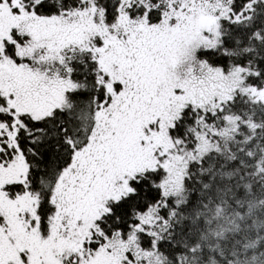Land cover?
I'll list each match as a JSON object with an SVG mask.
<instances>
[{
    "label": "snow or ice",
    "instance_id": "obj_1",
    "mask_svg": "<svg viewBox=\"0 0 264 264\" xmlns=\"http://www.w3.org/2000/svg\"><path fill=\"white\" fill-rule=\"evenodd\" d=\"M0 264H264V0H0Z\"/></svg>",
    "mask_w": 264,
    "mask_h": 264
}]
</instances>
